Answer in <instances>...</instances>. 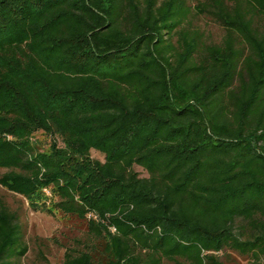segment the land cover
I'll return each mask as SVG.
<instances>
[{
	"label": "trees",
	"instance_id": "16d2710c",
	"mask_svg": "<svg viewBox=\"0 0 264 264\" xmlns=\"http://www.w3.org/2000/svg\"><path fill=\"white\" fill-rule=\"evenodd\" d=\"M0 169L85 223L63 264H264V0H0Z\"/></svg>",
	"mask_w": 264,
	"mask_h": 264
},
{
	"label": "rangeland",
	"instance_id": "374dc122",
	"mask_svg": "<svg viewBox=\"0 0 264 264\" xmlns=\"http://www.w3.org/2000/svg\"><path fill=\"white\" fill-rule=\"evenodd\" d=\"M194 3V0H189ZM190 22L194 27L204 31L208 40L219 41L223 28L212 18L204 15H191ZM35 138L41 148H47L51 138L38 131ZM60 142V141H58ZM92 158L103 161L100 151L91 149ZM140 176L148 174L140 166H134ZM0 169V174L5 172ZM54 198L46 190L44 195L33 198H24L0 185V202H3L16 214L21 226L23 241L27 245V252L20 259L12 260V264H63V255L66 246L74 237L82 236L85 232V223L75 217L61 216L59 213L51 214L46 207H51ZM224 264H248L247 256H242L235 251L226 250L218 254Z\"/></svg>",
	"mask_w": 264,
	"mask_h": 264
},
{
	"label": "built area",
	"instance_id": "2783aa9c",
	"mask_svg": "<svg viewBox=\"0 0 264 264\" xmlns=\"http://www.w3.org/2000/svg\"><path fill=\"white\" fill-rule=\"evenodd\" d=\"M91 216H93V217H95L93 214H88V217H91ZM112 230H114V228H111Z\"/></svg>",
	"mask_w": 264,
	"mask_h": 264
}]
</instances>
